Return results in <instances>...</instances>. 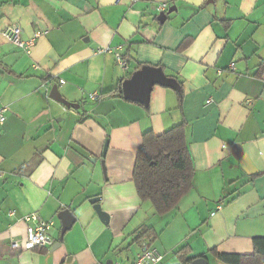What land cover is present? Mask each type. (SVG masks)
Segmentation results:
<instances>
[{
    "label": "crops",
    "instance_id": "0c3cea01",
    "mask_svg": "<svg viewBox=\"0 0 264 264\" xmlns=\"http://www.w3.org/2000/svg\"><path fill=\"white\" fill-rule=\"evenodd\" d=\"M163 3L164 13L175 10L161 23ZM9 25L24 39L48 33L28 53L2 35ZM185 39L192 42L178 50ZM263 61L264 0H0V264H134L149 244L134 240L143 226L158 234L150 245L163 253L160 264H184L176 253L186 246L189 264H222L211 250L252 254L253 238L264 237ZM142 66L176 78L182 104L181 90L159 85L149 111L124 96L90 99ZM55 85L79 109L52 99ZM183 121L193 187L175 210L157 215L136 191L137 153L145 132ZM67 209L75 223L60 240ZM34 212L53 222L54 244L13 251L11 241L26 234L21 218Z\"/></svg>",
    "mask_w": 264,
    "mask_h": 264
},
{
    "label": "trees",
    "instance_id": "16d2710c",
    "mask_svg": "<svg viewBox=\"0 0 264 264\" xmlns=\"http://www.w3.org/2000/svg\"><path fill=\"white\" fill-rule=\"evenodd\" d=\"M192 39H185L180 51L185 50ZM143 67V66H142ZM264 72V61L259 73ZM182 87V85H181ZM123 97L122 83L113 90L101 94V97ZM184 92L178 93L180 105ZM149 111V105L145 107ZM195 166L187 141V122L183 121L162 134L147 131L143 134V143L139 148L133 171V181L141 201L150 202L157 215H165L175 210L183 197L192 189ZM157 232L149 226L141 227L135 234V242L142 244L157 239ZM255 250L252 254L219 253L212 254L222 264H264V237H254ZM151 246V245H150ZM180 261L189 264V248L186 246L177 253Z\"/></svg>",
    "mask_w": 264,
    "mask_h": 264
},
{
    "label": "built area",
    "instance_id": "2783aa9c",
    "mask_svg": "<svg viewBox=\"0 0 264 264\" xmlns=\"http://www.w3.org/2000/svg\"><path fill=\"white\" fill-rule=\"evenodd\" d=\"M159 9L164 12L167 9V5L163 3L160 5ZM47 33V31H36L31 38L24 39L22 37V29L18 25H9L3 30L2 35L11 44L29 53L36 45L37 40ZM107 52H112L111 47H99L96 50V53L98 54ZM115 56L117 64L121 68L128 70L129 59L126 56H123L120 52H116ZM231 68H234V64H231ZM61 83H64V81L61 80ZM89 97L90 99L97 101L101 98V95L94 92L90 94ZM212 102L213 100L209 99L207 104ZM5 110V108L0 109V124H3L6 120L4 115ZM2 176L4 175L0 172V178ZM9 215L14 219L15 211H10ZM21 221L26 225V234L22 241H11L10 246L13 251H29L36 248H47L54 244V240L50 235V231L53 227L52 221L42 219L41 216L35 212L24 216L21 218ZM163 258V253L157 247L145 243L137 253L134 264H160L163 261Z\"/></svg>",
    "mask_w": 264,
    "mask_h": 264
},
{
    "label": "water",
    "instance_id": "95a60500",
    "mask_svg": "<svg viewBox=\"0 0 264 264\" xmlns=\"http://www.w3.org/2000/svg\"><path fill=\"white\" fill-rule=\"evenodd\" d=\"M173 8H170L167 13L162 12L159 15V21L164 23L167 16L173 12ZM159 85L163 87H169L176 91L181 90L180 83L174 77H169L165 74L161 67L156 66H143L139 71L132 74V76L125 80L122 84L123 96L126 100L140 102L145 106H148L151 100V94L154 86ZM50 97L57 102L63 104L67 109H79L80 105L67 101L59 92L58 86L55 85L50 91ZM239 151L241 153V145L234 144L232 152L234 157L239 158ZM241 155V154H240ZM96 213L103 222H108L109 215L101 209L99 199H92ZM62 220L61 238L65 233L70 230L75 223V217L70 210H64L59 214ZM56 245L59 246V243ZM191 264H208L205 257L195 259Z\"/></svg>",
    "mask_w": 264,
    "mask_h": 264
},
{
    "label": "rangeland",
    "instance_id": "374dc122",
    "mask_svg": "<svg viewBox=\"0 0 264 264\" xmlns=\"http://www.w3.org/2000/svg\"><path fill=\"white\" fill-rule=\"evenodd\" d=\"M209 259H210V260H213V256H209Z\"/></svg>",
    "mask_w": 264,
    "mask_h": 264
}]
</instances>
